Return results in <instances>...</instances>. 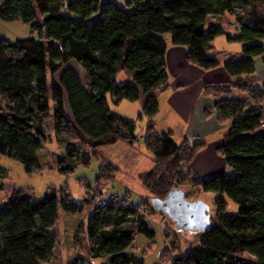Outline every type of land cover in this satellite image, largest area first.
I'll return each mask as SVG.
<instances>
[{"label": "trees", "instance_id": "1", "mask_svg": "<svg viewBox=\"0 0 264 264\" xmlns=\"http://www.w3.org/2000/svg\"><path fill=\"white\" fill-rule=\"evenodd\" d=\"M226 13L236 16L240 26V35L228 40L242 43L245 57L224 65L235 83L207 86L205 95L215 100L211 112L218 121L230 123L220 149L230 172L198 179L204 193L214 194L216 215H211V230L197 234L187 254L180 248L172 264H264V134H257L264 118V85L248 78L255 59L263 56L264 0H127L125 7L98 0H0L1 21L28 26L38 36L0 39V156L34 175L43 170L40 150L53 139L65 148L59 170L67 176L98 158L100 148L120 142L134 147L140 139L138 123L147 118L144 152L155 166L139 179L152 198L164 199L178 188L179 169L206 144L177 143L173 133L156 131L159 96L169 87L163 36L189 48L191 64L216 69L221 63L208 50L225 29L212 18ZM122 73L127 80L119 83ZM108 94L115 104L140 102L138 119L113 112ZM119 169L104 158L95 186L115 183ZM5 177L0 168V178ZM229 200L237 212L229 211ZM142 206L143 200L135 205L125 196L98 206L87 194L79 205L67 186L59 197L44 198L15 189L0 212V264L51 263L58 246L52 229L60 211L82 217L79 255L72 264H85L84 256L108 259L106 264H144L126 254L137 234L155 238Z\"/></svg>", "mask_w": 264, "mask_h": 264}, {"label": "rangeland", "instance_id": "2", "mask_svg": "<svg viewBox=\"0 0 264 264\" xmlns=\"http://www.w3.org/2000/svg\"><path fill=\"white\" fill-rule=\"evenodd\" d=\"M227 20L228 18L220 19L218 24H223L222 22H226ZM16 23H8L0 20V39L12 42L30 37L35 39L38 38L37 34H34L30 27ZM234 32L235 31H230L229 35L235 36L234 34L236 33ZM163 37L165 39L172 38L169 34ZM238 45H242V43H238ZM70 66L78 69V66L73 62ZM79 73L82 77L85 76V71L83 69H79ZM55 79H59V74L56 75ZM126 80L127 77L125 74L122 73L119 75V83H124ZM107 99L112 110L119 109L123 114L129 112L127 114L128 116H132V119H138L141 112V110L138 109H142L139 102L123 101L120 104H115L110 94H108ZM52 107L54 110V104H52ZM140 124L141 128H139V133L143 135L145 132V122H140ZM220 124L223 125L225 123ZM144 149L145 146L142 141L137 143L136 148L121 142L112 146L100 148V155L98 158L93 157L88 166L79 164L74 172L67 176L59 170V161L63 156L65 148L59 146L54 141L53 143L44 144L40 150L39 159L40 163L43 165V170L34 175H28L21 163L0 156V168L6 172V177L4 179L0 178V210L6 207L15 189L30 190L34 196L44 198L50 194H57L59 197L61 188L67 186L76 203L80 202L82 205L87 194L88 197L93 199L96 198L98 205L100 200L109 199L110 196L108 192L117 190L119 184L128 183L133 195L125 194L124 196L127 200H130L133 196L138 199L147 197L146 200H143L144 206L141 208V213L144 216V220L154 229L155 238L154 240H150L142 234H137L132 246L126 251V254L142 259L144 264H172L176 252H178L180 248L182 254H187L190 251L194 243L197 242V234L178 232L175 223L169 217L155 211L152 207L151 199L153 196L142 186L139 179L141 174L146 173L155 166L151 156L146 151L144 152ZM104 158L116 164H121V167L118 166L120 169L115 173V183L113 181L98 187L95 186L96 177ZM189 165L186 164L180 169L178 167L179 177L176 179L179 185L178 188L186 193L190 201L202 200L209 205L210 214L214 217L216 215L214 194L204 193L202 191L198 179L189 174ZM86 185H92L93 187H90L88 190ZM238 209V206L229 200V211L237 212ZM92 214L93 209L91 211L87 210L85 213L88 218ZM79 217L80 220H82V217ZM76 222L77 221L73 218L69 219V222L64 221L63 217L61 218L54 230L58 240L55 259L49 264H72L74 259L79 255L76 246V235L79 224L77 226ZM247 258L252 261L249 257ZM107 260L108 259H98L91 261L88 257L84 256L85 264H106Z\"/></svg>", "mask_w": 264, "mask_h": 264}, {"label": "crops", "instance_id": "3", "mask_svg": "<svg viewBox=\"0 0 264 264\" xmlns=\"http://www.w3.org/2000/svg\"><path fill=\"white\" fill-rule=\"evenodd\" d=\"M98 1L100 3L113 2L119 7H125L127 2V0ZM224 18H228L226 22L223 21V24H221L225 29V35L216 38L208 50L209 55L221 63V65L216 69L205 70L191 64L188 60L189 48L175 46L172 43V38H166L167 53L165 57V66L169 76V87L159 96L160 111L154 119V122L157 132L173 133V138L177 143H181L183 140L188 139L191 142L202 141L206 144L205 148L199 152L188 167L189 174L196 179H205L217 174L230 172L225 158L220 152V149L224 145L225 137L230 130V123H225L223 125L220 124L215 111L211 112L213 111L215 100L205 95V88L207 86L231 85L235 83L237 78L231 77L225 70L224 65L228 61L242 60L245 57L243 53L244 45H238L237 42L228 40V37L234 38L240 35V26L237 24L236 16L226 13L219 18L212 19L218 23L220 19ZM230 31H235V36L229 35ZM248 78L251 80H261L257 86L263 87L264 56H260L255 59V71ZM261 108L264 115V100L261 104ZM138 110H141L142 112V109ZM112 111L129 118L132 117L127 115L129 112H126L127 114H123L119 111V109H113ZM140 122H145L144 134L141 135L139 133V141L144 142L148 119L144 118ZM140 122L138 123L139 128H141ZM139 131L140 130L138 129V132ZM257 134H264V118L262 127ZM53 141L55 142V140L52 139L49 143H53ZM136 145L134 146L135 148ZM109 161L114 163L111 160ZM114 164L121 167V164ZM130 189L131 188L128 183L119 184L117 190H111L108 192L110 196L109 198L117 200L119 196H124L125 194L133 195V192ZM146 199L147 197L144 199H138L135 196L131 198L132 203L135 205ZM77 204L81 205L80 202ZM3 209L4 208H2L0 212H2ZM62 217L64 221L68 222L69 219L73 218L77 221V226L81 221L78 215H69L60 211L59 220L52 229V232L55 233L54 230Z\"/></svg>", "mask_w": 264, "mask_h": 264}, {"label": "water", "instance_id": "4", "mask_svg": "<svg viewBox=\"0 0 264 264\" xmlns=\"http://www.w3.org/2000/svg\"><path fill=\"white\" fill-rule=\"evenodd\" d=\"M151 204L183 233L205 234L212 228L209 205L202 200L190 201L180 188L172 189L164 199L152 198Z\"/></svg>", "mask_w": 264, "mask_h": 264}, {"label": "built area", "instance_id": "5", "mask_svg": "<svg viewBox=\"0 0 264 264\" xmlns=\"http://www.w3.org/2000/svg\"><path fill=\"white\" fill-rule=\"evenodd\" d=\"M263 56H264V50H263ZM111 200H112V199H110V198L107 199V200H102V201L100 200L99 203H98V205H99V206H104V205H106V204H107L109 201H111Z\"/></svg>", "mask_w": 264, "mask_h": 264}]
</instances>
